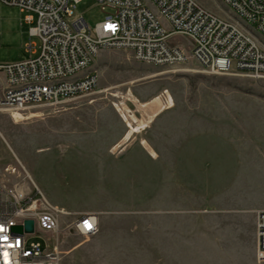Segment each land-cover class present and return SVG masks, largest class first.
<instances>
[{"label": "rangeland", "instance_id": "obj_1", "mask_svg": "<svg viewBox=\"0 0 264 264\" xmlns=\"http://www.w3.org/2000/svg\"><path fill=\"white\" fill-rule=\"evenodd\" d=\"M195 1L234 19L220 0ZM75 12L91 30L104 17L94 0H81ZM24 18L0 3V65L39 45ZM167 44L191 48L177 35ZM90 72L98 78L91 94L0 112V184L37 190L56 213L60 264H264L255 257L264 79L210 75L193 60L157 67L121 50L100 51ZM156 98L160 107L151 105ZM29 110L38 116L25 119ZM126 122L138 129L127 138ZM80 216L94 218L92 236L67 231Z\"/></svg>", "mask_w": 264, "mask_h": 264}, {"label": "built area", "instance_id": "obj_2", "mask_svg": "<svg viewBox=\"0 0 264 264\" xmlns=\"http://www.w3.org/2000/svg\"><path fill=\"white\" fill-rule=\"evenodd\" d=\"M80 1L0 0L25 15L29 38L39 42L25 47V59L0 65V112L56 106L93 93L98 78L90 68L102 50L127 51L136 61L157 67L193 60L210 75L264 79V48L252 34L264 39V0H220L234 19L195 0H147L156 16L143 0H94L104 17L92 30L75 12ZM174 35L189 39V51L167 44ZM40 197L37 190L0 184V264L61 263L58 218ZM25 221L33 222V231L16 234L13 228H23ZM67 231L87 238L96 223L80 216ZM255 242L256 260L264 263V211L255 218Z\"/></svg>", "mask_w": 264, "mask_h": 264}, {"label": "bare ground", "instance_id": "obj_3", "mask_svg": "<svg viewBox=\"0 0 264 264\" xmlns=\"http://www.w3.org/2000/svg\"><path fill=\"white\" fill-rule=\"evenodd\" d=\"M170 96H168V105H170L171 104V99L169 98ZM134 99V98H133ZM160 101H159V99L158 98H156V99H154L153 101H152V103H151V105L153 106H157L158 105V107H160ZM150 105V106H151ZM141 107H147V105H141ZM26 118L25 119H31V118H36L37 116H38V112L37 111H35V110H29L28 112H26ZM25 117V116H24ZM12 118L14 119V121L15 122H17V119H22V115L21 114H19V113H14V114H12ZM125 118V117H124ZM21 122V121H20ZM127 124H128V122H126ZM142 124V123H141ZM128 126H129V132H128V134H126V138L131 134V133H134V132H136L137 133V131H138V129L137 128H135V130H134V128L133 127H131L130 126V124H128ZM140 127V126H139ZM142 127V126H141ZM0 136L3 138V136L1 135V133H0ZM131 136V135H130Z\"/></svg>", "mask_w": 264, "mask_h": 264}, {"label": "water", "instance_id": "obj_4", "mask_svg": "<svg viewBox=\"0 0 264 264\" xmlns=\"http://www.w3.org/2000/svg\"><path fill=\"white\" fill-rule=\"evenodd\" d=\"M13 231L16 234H21L22 232L31 233L33 231V222L32 221H25L24 227H15Z\"/></svg>", "mask_w": 264, "mask_h": 264}, {"label": "crops", "instance_id": "obj_5", "mask_svg": "<svg viewBox=\"0 0 264 264\" xmlns=\"http://www.w3.org/2000/svg\"><path fill=\"white\" fill-rule=\"evenodd\" d=\"M23 25L26 24L24 21L22 22ZM27 25V24H26ZM26 58V57H25ZM24 59V58H23ZM23 59H20V60H6V61H3V63L7 64V63H13V62H18V61H21Z\"/></svg>", "mask_w": 264, "mask_h": 264}, {"label": "snow or ice", "instance_id": "obj_6", "mask_svg": "<svg viewBox=\"0 0 264 264\" xmlns=\"http://www.w3.org/2000/svg\"><path fill=\"white\" fill-rule=\"evenodd\" d=\"M90 227V226H89Z\"/></svg>", "mask_w": 264, "mask_h": 264}]
</instances>
